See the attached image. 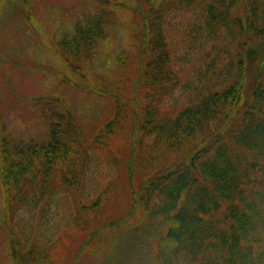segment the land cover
Segmentation results:
<instances>
[{
  "label": "trees",
  "instance_id": "trees-1",
  "mask_svg": "<svg viewBox=\"0 0 264 264\" xmlns=\"http://www.w3.org/2000/svg\"><path fill=\"white\" fill-rule=\"evenodd\" d=\"M130 1L93 138L55 98L45 139L0 136L15 263L264 264V0ZM117 6L45 49L82 81Z\"/></svg>",
  "mask_w": 264,
  "mask_h": 264
},
{
  "label": "rangeland",
  "instance_id": "rangeland-1",
  "mask_svg": "<svg viewBox=\"0 0 264 264\" xmlns=\"http://www.w3.org/2000/svg\"><path fill=\"white\" fill-rule=\"evenodd\" d=\"M119 1L127 8L117 6L114 10L113 21L96 42L92 62L82 63L84 77L78 80L45 45L51 48L53 40L70 33L76 22L83 23L101 7ZM132 5L130 0H0V136L25 142L45 139L49 123L44 106L49 98H55L83 136L91 140L114 114L112 100L99 87L106 76L119 73L120 58H129ZM38 31L46 37V44ZM3 202L0 182V264H16L4 230ZM118 252L116 249L114 261Z\"/></svg>",
  "mask_w": 264,
  "mask_h": 264
}]
</instances>
